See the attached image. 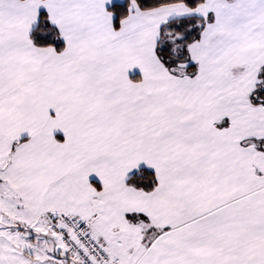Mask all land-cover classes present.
Masks as SVG:
<instances>
[{"label":"snow or ice","instance_id":"snow-or-ice-1","mask_svg":"<svg viewBox=\"0 0 264 264\" xmlns=\"http://www.w3.org/2000/svg\"><path fill=\"white\" fill-rule=\"evenodd\" d=\"M0 264H264V0H0Z\"/></svg>","mask_w":264,"mask_h":264}]
</instances>
